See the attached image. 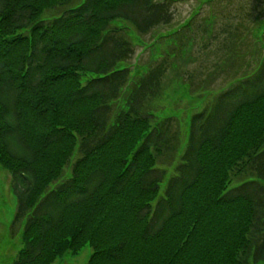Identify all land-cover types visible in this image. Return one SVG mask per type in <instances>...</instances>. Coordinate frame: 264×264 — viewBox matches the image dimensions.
<instances>
[{
    "label": "trees",
    "instance_id": "trees-1",
    "mask_svg": "<svg viewBox=\"0 0 264 264\" xmlns=\"http://www.w3.org/2000/svg\"><path fill=\"white\" fill-rule=\"evenodd\" d=\"M173 2L0 0V164L12 175L24 243L12 264H52L87 244L88 264L264 262V31L255 66L240 65L191 116L160 196L159 165L177 159L181 125L159 119L153 102L175 61L191 56L194 34L189 24L175 30L133 79L126 30L171 26ZM257 16L262 23L264 10ZM239 28L224 30L215 70L243 56Z\"/></svg>",
    "mask_w": 264,
    "mask_h": 264
},
{
    "label": "rangeland",
    "instance_id": "rangeland-1",
    "mask_svg": "<svg viewBox=\"0 0 264 264\" xmlns=\"http://www.w3.org/2000/svg\"><path fill=\"white\" fill-rule=\"evenodd\" d=\"M173 1L175 21L171 26L160 28L146 36L138 35L131 28L126 30L135 46V55L124 65L130 66L133 79L139 78L167 51L175 37L173 36L175 30L189 24L194 34L191 56L175 61V68L170 74L168 86L164 93L153 102L159 119L175 116L181 125V147L177 159L172 163L159 165L167 172L166 180L161 184L160 196L163 195L169 178L175 175L180 156L188 140L191 116L212 103L220 92L217 88L226 85L240 65L245 67L244 70L249 66H255L254 60H257V57L254 51L257 49L254 46L258 43L257 41L261 43L264 31V21L257 23V15L264 10V0ZM240 22L244 27L240 25ZM237 26H240L242 36H246L247 39V44L241 46V49L236 47V51L243 56L236 57L235 54L233 57L235 66L227 64L224 67L223 64L221 66V69L224 67L223 70H215L213 62L221 57L216 56V53L220 40L226 36L224 30L235 32ZM241 61L243 63L239 64ZM179 74L184 76L187 84L178 76ZM188 74L192 75V79L188 78ZM206 80L214 90L193 92L200 89ZM190 81L193 91L188 84ZM120 104L123 105L124 101ZM76 155L77 152L74 157ZM65 174L68 176L71 174L70 167L66 169ZM17 204L12 175L0 164V264H12L24 245L23 226L20 228L13 226ZM92 253V247L87 244L77 254L66 253L52 264H88Z\"/></svg>",
    "mask_w": 264,
    "mask_h": 264
}]
</instances>
